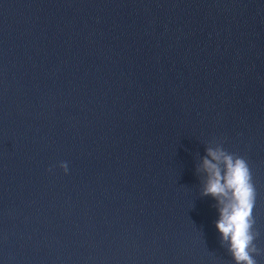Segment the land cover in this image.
<instances>
[{
  "label": "water",
  "instance_id": "obj_1",
  "mask_svg": "<svg viewBox=\"0 0 264 264\" xmlns=\"http://www.w3.org/2000/svg\"><path fill=\"white\" fill-rule=\"evenodd\" d=\"M208 147L264 264V0H0V264H235Z\"/></svg>",
  "mask_w": 264,
  "mask_h": 264
},
{
  "label": "clouds",
  "instance_id": "obj_2",
  "mask_svg": "<svg viewBox=\"0 0 264 264\" xmlns=\"http://www.w3.org/2000/svg\"><path fill=\"white\" fill-rule=\"evenodd\" d=\"M67 171V165H62ZM199 170L204 174L203 194L217 202L216 228L235 264H257L252 231L255 187L245 159L220 147H208Z\"/></svg>",
  "mask_w": 264,
  "mask_h": 264
}]
</instances>
